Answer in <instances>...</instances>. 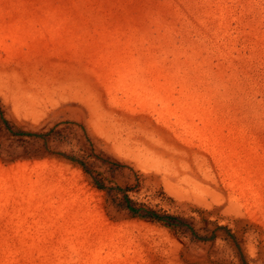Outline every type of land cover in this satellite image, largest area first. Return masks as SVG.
I'll return each mask as SVG.
<instances>
[{"label": "rangeland", "instance_id": "374dc122", "mask_svg": "<svg viewBox=\"0 0 264 264\" xmlns=\"http://www.w3.org/2000/svg\"><path fill=\"white\" fill-rule=\"evenodd\" d=\"M0 264H264V0H0Z\"/></svg>", "mask_w": 264, "mask_h": 264}, {"label": "trees", "instance_id": "16d2710c", "mask_svg": "<svg viewBox=\"0 0 264 264\" xmlns=\"http://www.w3.org/2000/svg\"><path fill=\"white\" fill-rule=\"evenodd\" d=\"M85 172L89 173L92 176L94 186L106 192L107 197L110 202L117 208L119 211H125L130 217L150 221L158 222L167 228H170L174 231L175 234H180L183 236L190 237L191 240H196L200 242L212 241L216 239V234L220 230H225V228L213 225L211 228H202L201 230H196L192 219L189 221L186 218L173 216L167 214L166 211L162 212L157 210V207H152L146 203H139L129 196V193L136 191V187H126V188H111L107 187L105 178L101 174L92 170V167L96 166H81ZM112 167L120 166H110L109 171H115ZM92 170V171H91ZM94 171V172H93ZM93 173L95 175H93ZM115 190V191H114ZM203 233L200 235L199 233Z\"/></svg>", "mask_w": 264, "mask_h": 264}]
</instances>
